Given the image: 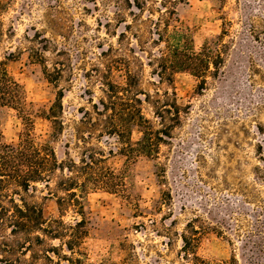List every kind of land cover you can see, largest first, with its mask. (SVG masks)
Here are the masks:
<instances>
[{
  "label": "rangeland",
  "instance_id": "1",
  "mask_svg": "<svg viewBox=\"0 0 264 264\" xmlns=\"http://www.w3.org/2000/svg\"><path fill=\"white\" fill-rule=\"evenodd\" d=\"M166 19L194 53H220L205 84L181 56L168 62L172 83H158L167 50L153 25ZM0 61L21 87L32 132L59 161L90 146L123 178L117 193L81 195L89 263L192 264L181 252L192 229L206 264H264V0H0ZM127 73L145 93L174 92L184 111L154 159L128 161L115 138L78 131L83 111L105 98L103 83L123 84ZM60 92L63 131L53 138L47 114ZM142 112L159 127L150 104ZM25 129L18 109L0 108L2 143ZM48 193L38 185L27 199L47 219H79ZM13 240L0 230V258Z\"/></svg>",
  "mask_w": 264,
  "mask_h": 264
},
{
  "label": "trees",
  "instance_id": "2",
  "mask_svg": "<svg viewBox=\"0 0 264 264\" xmlns=\"http://www.w3.org/2000/svg\"><path fill=\"white\" fill-rule=\"evenodd\" d=\"M176 1L164 0V3L171 5ZM167 20L153 25L158 41L163 42L167 50L159 57L158 83H172L173 73L167 65L171 57L179 59L181 56L184 66L205 84L204 75L210 72V65L217 69L220 53H194L178 39L177 31L168 32ZM9 55L6 59L13 57ZM103 85L105 98L93 103L90 111H83L78 131L91 133L100 129L97 137L115 138L119 144L117 153L128 161L157 157L160 146L166 144L170 131L184 112L177 104L175 93H145L139 88L138 77L130 73L126 74L123 84L107 79ZM22 96L21 87L8 75L5 62L0 61V108L18 109L26 127L16 143L4 144L0 140V230L8 231L14 238L12 242L3 243L0 264H91L84 252L89 232L81 195L97 189L117 193L124 183L123 178L106 165L104 152L90 146L77 161H59L50 143L38 141L32 132L33 122L23 108ZM61 100L60 92L47 114L53 138L63 131ZM144 103L151 105L159 127L144 116ZM133 130L140 135L134 142ZM90 133L82 135L80 142L91 138ZM111 154L112 150L108 152ZM38 185H43L49 196L56 198L60 210H73L79 219L65 223L61 217H44L42 208L27 199ZM193 232L191 229L190 236L181 237L182 258H191L192 264H206L196 253Z\"/></svg>",
  "mask_w": 264,
  "mask_h": 264
}]
</instances>
